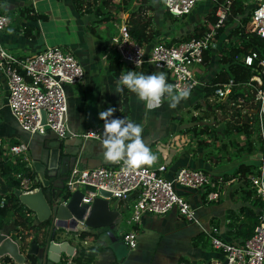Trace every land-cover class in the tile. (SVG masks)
Returning a JSON list of instances; mask_svg holds the SVG:
<instances>
[{"label": "built area", "instance_id": "2783aa9c", "mask_svg": "<svg viewBox=\"0 0 264 264\" xmlns=\"http://www.w3.org/2000/svg\"><path fill=\"white\" fill-rule=\"evenodd\" d=\"M199 1L201 0H159V3L164 12H169L172 18L177 19L194 10ZM210 1V10L214 6L216 15L210 28L197 37L175 42H171L170 34H163L153 41L149 49L131 37L127 24L128 15L123 13L115 23L116 33L111 36V45L116 56L121 59L128 58L130 62L125 64L134 68L147 63L151 68L160 69L171 94L182 95L198 85L203 87L206 83L202 80L205 69L204 53L217 47L221 35H217V31L224 25L234 0ZM241 3L249 11L245 31L256 32L264 41V0H241ZM10 22L7 12L0 13V31ZM241 59L247 65H253L257 60L252 75L245 83L254 97L248 102L243 97H238L236 101L241 106L253 103L246 112L249 115L257 114L259 130L264 135V46L263 54L260 55L256 49H250L241 55ZM0 77L6 86L5 102L0 96V104L7 105L18 125L29 135H43L49 130L60 140L75 137L82 140L103 139L99 126L82 132L69 128L65 87L82 83L85 77L82 62L69 47L48 45L31 54H18L0 46ZM234 84L236 83L232 78L216 84L213 94L219 101L228 99ZM125 123L130 122L125 120ZM105 141L110 145L108 138ZM0 146L11 159L19 157L26 162L30 161L28 142L10 143L7 139L0 138ZM113 151L116 158L112 164L81 167L79 154L75 156L64 178V188L69 194L60 198V203L66 204L71 193L80 190L81 202L91 204L97 196L106 197L101 191L105 189L110 192L108 198L111 201L121 203L119 214L128 211V216L124 218L127 224L134 226L140 223L146 213L160 216L175 211L179 216L199 225L195 206L180 189L202 190L205 192L204 199L214 201L220 197L222 185L228 182L223 181L221 176L214 178L205 169L190 166L178 167L170 179L165 175V162L150 166L124 157L116 149ZM258 158V173L247 175L255 196L262 202L252 234L243 242H235L221 238L217 226H203L205 242L221 251L222 256H213L198 262L179 260L175 264H264V136ZM17 176L20 177V174ZM33 182L34 180L21 175L19 193L36 190L37 186L33 187ZM53 222L59 227L55 220ZM133 226L120 231L121 238L131 249L137 245V229ZM63 227L65 231L77 234L89 229L83 221H77L74 226Z\"/></svg>", "mask_w": 264, "mask_h": 264}, {"label": "crops", "instance_id": "0c3cea01", "mask_svg": "<svg viewBox=\"0 0 264 264\" xmlns=\"http://www.w3.org/2000/svg\"><path fill=\"white\" fill-rule=\"evenodd\" d=\"M24 6H28L36 14H44L46 16L37 19L28 18L26 15L19 13V9ZM0 11H11L12 13H8L11 18L10 24L0 31V46L7 48L9 51L18 54H31L48 45H64L74 51L83 63L85 77L82 83L77 84V87L70 86L69 88L70 101L75 98L73 100L75 104L71 103L70 122L74 124L73 128L77 130L76 128L80 125L75 120L73 110L79 115L78 120L85 118L89 105L92 106L91 101L96 99L103 102L95 125L90 126L85 121V124L78 128L77 132L96 127L101 109L116 102L119 95V82L113 77L108 68V62L113 58V55L116 56L111 45V39L109 38L113 33H110L109 36L105 30L101 29V25H95L96 21L90 19L87 13L76 11L72 0H0ZM51 23L55 24L54 30ZM87 24L88 26L93 25L96 32H91L92 29L90 31ZM55 34H61V36L56 39L54 38ZM163 34L165 33L161 35ZM160 36H157L155 39ZM155 39L151 42H144L145 48L149 49ZM105 67H107V72L103 74L102 71ZM122 76L127 79L129 86L128 117H133L137 122L138 127L135 130L124 129L117 132L113 127L108 134L102 135L103 139L89 138L82 140L80 137H75L60 140L52 131H47L48 133L43 135H29L27 132V135L24 132L19 133L14 128L10 129L5 122L0 124V128L7 132L6 134L0 133V136H3L5 139L14 137L20 141L26 140L28 142L30 149L29 162L31 163L30 167L36 175L35 181H39L40 183L41 181L46 182L45 176L47 175L51 181L56 177L66 176L69 167L74 161V157L78 154L81 167L112 164L116 158L113 149H116L122 156L131 158L138 163L153 166L157 163L165 162L167 164L165 175L170 179L173 178L176 169L180 166L202 168L209 171L213 176L223 177L226 173L233 172L238 164L245 162V154L240 156L234 154L236 148L232 143L233 141H229V139L238 140L237 136L232 138L226 136L225 141H227V146L222 145V147H219L220 142L214 140V137L215 134L223 133L221 130L201 135L202 138H207L202 143L198 139V136L191 134V131H185L183 127L178 128V130L176 128L164 135V131L163 133L161 129L152 126L154 123L152 117L161 114L160 120L162 118H169L171 120L172 113L171 106L167 107L165 111L162 110L163 106L161 102L172 94L170 93L165 98L162 97L165 80L164 74L160 69L151 68L147 63L138 68L128 65L124 67ZM92 77L98 80H94ZM88 82L92 86L97 85V97L94 96L90 100L87 98L90 94ZM5 90L6 86L0 77V91H4L5 93ZM201 93H203V87H201ZM1 99L5 102L4 94ZM3 107H7V105L0 104V110ZM153 112H156L155 115H153ZM129 124L125 123V125ZM106 138L110 141V145H107ZM163 138L165 139L163 140ZM161 140L163 143H161ZM168 145L169 147H167ZM238 177L239 174L237 176L229 174V179L226 180L228 182L224 183L222 187L224 185L232 186L231 182L237 181ZM46 189L48 194H53L51 186ZM6 191H9V189ZM201 193L202 190H196L195 192L186 194L187 198L196 208V214L200 221L199 225L193 221L183 218L179 219L176 217L178 214L175 211H170L171 213L169 212L167 215L169 217H163V223H158L156 227L153 220L157 216L146 213L140 223L131 226L137 229V234L140 229H144V232L145 229H156L159 233L155 235L154 240H152V233L146 239L139 237L136 247L133 249L127 247V251L121 259L117 258L115 252L110 248V240L101 235L100 231L98 235L97 232H92L90 228L83 230V232H89L94 234L95 237L104 239V243L97 244L93 243L95 238L81 239L79 234L75 232L65 231L64 233H68V236L65 237H62L63 234L60 233L61 238L57 241L67 240L73 245L71 250L73 255L65 256L64 252L61 253V255L65 256L64 264H67L70 260L74 262L73 256L76 254L79 245H83L86 248L102 246L95 254L91 264H112L116 261L118 264H140L139 262L141 261L145 264H175L181 257L185 260L198 262L202 259L217 256L213 254L216 251L207 246L208 244L205 242L202 234V227L215 225L219 229L218 235L221 238L238 242L239 239L228 232L229 229L235 230L236 227L232 224V219L226 216L229 204L222 211L219 210L220 207L213 209L204 207V204L215 203L221 205L223 202L229 203V200L223 198L218 202L220 197L214 201H207L204 198L202 200L200 198ZM221 194L222 189L220 196ZM112 203L114 207H119L121 211V203L119 201L112 200ZM240 218L243 219V215H240ZM239 220H236V222ZM125 224L116 223L118 230L115 233L118 236H120V231L130 228L128 224L125 227ZM3 232L11 236V232ZM147 241H151L154 248L156 246L159 247V254H152L151 258L147 260H139L141 258L138 246ZM202 247L205 249H202ZM42 248L43 244L41 243L37 254L40 264H42ZM151 248L152 246H148L146 249ZM26 251L23 253H26ZM27 263L30 264L28 259ZM45 264L56 263H53L48 257Z\"/></svg>", "mask_w": 264, "mask_h": 264}, {"label": "trees", "instance_id": "16d2710c", "mask_svg": "<svg viewBox=\"0 0 264 264\" xmlns=\"http://www.w3.org/2000/svg\"><path fill=\"white\" fill-rule=\"evenodd\" d=\"M72 3L78 12H93L97 16L104 15L105 17H109V14L111 13L107 9L108 6L113 5L118 10L122 8V1L110 4L111 0H72ZM141 6L142 3H140L136 9L128 11L127 24L131 37L140 44H144V42H149L155 39L158 33L151 31L150 27L147 26L144 14L138 11V8ZM148 6L152 7V4L148 3ZM126 8L128 7L126 6ZM214 9L215 7L213 6V9L206 13L205 19L197 22L191 31L180 35V37H172L171 42L201 35L202 32L210 28L212 23L215 21L216 15ZM0 13L2 12L0 11ZM8 13H11V11H8ZM19 13L24 14L31 19L46 16L44 14L34 13L28 6L21 7L19 9ZM167 13L171 15L169 12ZM248 14L249 11L243 6L241 0H234L231 6V12L225 19L224 25L217 31V35H220L225 31L228 23L232 21L237 22L235 27L229 31V34L235 36L236 39L222 48V54L219 60L220 68L203 86L204 96H209L214 92L216 84L225 82L229 78L233 79L236 84L233 85L228 99L219 101L217 106L220 108H225L228 105V100L235 102L238 97H243L246 102H248L254 97L253 92L250 91L249 86L245 83L252 75L254 71L253 67L256 66L257 60L253 62V65H247L242 61L241 55L248 52L250 49H256L260 55L263 54L264 41L256 32L245 31V24L249 18ZM88 28H90V31L92 29L91 32H96L93 25H89ZM211 51L212 50L208 49L204 53L205 68L210 63ZM124 67L125 62L118 56H113V58L108 62V68L111 74L119 82V95L116 102L101 109L97 126H99L102 135L108 134L114 127L115 123L125 121L129 116V86L127 79L122 76ZM169 95L170 89L165 84L162 97L165 98ZM235 114L240 115L239 108L235 110ZM246 120H251V123ZM229 126L230 127L227 128H230L233 132L236 131L237 133H246V142L244 145H239L233 140L232 143L236 148V153L238 154L242 152V149L246 148V152L251 154L254 149L253 144L247 140L251 139L253 133H256L259 130V120L257 114L252 113V115L247 117L243 122H239L238 119H234L232 123H229ZM0 138L5 139L4 137ZM7 140L10 143H17L20 141L14 137H10ZM259 142L262 144V138ZM18 173L20 174V177L21 175H25L32 179V181L34 180L33 187L41 185L39 181H35V172L26 161L19 157L11 159L9 155L5 154L0 146V179L11 188L10 191H0V230L9 233L10 229H8V227L11 226V229L14 230L13 233L11 232V236L18 242L20 250L24 252L30 247L32 242H36L38 245L41 243L44 245L49 240L60 239V233H62L65 229L63 226L56 227L51 217L39 220L35 212L20 201V177L17 176ZM252 173H258V166L249 162H241L235 167L233 172L226 173L223 176V181H226L229 179V174H232V176H237L239 174L238 181L241 182L239 189L242 190L245 196L243 203L238 207L237 211H235L238 220H240L232 223L236 227L235 230H228L230 234L239 239L238 242H243L252 234L253 228L258 221L259 211H257V209L262 205L260 199L255 196V193L250 186L249 179L247 178V175ZM213 177L216 178L218 176ZM57 190L58 189L55 188V194ZM44 192L46 193L48 201L51 202L53 200L51 193L48 194L46 188H44ZM68 194V191L63 187L60 191V197L65 198ZM204 195L205 192H202L200 197L202 200ZM240 215H243V219L239 218ZM79 236L81 239L96 238L94 234L83 231L80 232ZM100 248H102V246H91L86 248L83 245H79L76 254L73 256L74 263L91 264L95 254ZM26 258L30 264H40L36 254H26ZM180 260L185 259L181 257ZM9 262L17 264L14 263L8 255L0 257V264H8ZM64 263V260L59 262V264ZM112 264H118V262L116 261Z\"/></svg>", "mask_w": 264, "mask_h": 264}, {"label": "rangeland", "instance_id": "374dc122", "mask_svg": "<svg viewBox=\"0 0 264 264\" xmlns=\"http://www.w3.org/2000/svg\"><path fill=\"white\" fill-rule=\"evenodd\" d=\"M119 1H122V4H121L122 8L120 10L116 9L115 6H113V5L108 6L107 9L111 12L109 14V17H105L104 15L97 16L93 12L87 13V15L90 17V19H94L96 21L95 25L96 26L101 25V29L105 30L109 34V36H110V33L111 34L113 33L112 35H114L116 33L117 29H116L115 23L118 22V19L120 18V16L123 13L128 15V11L136 9V7L140 3H142V6L138 8L139 9L138 11H140L141 13L144 14V17L146 18V21H147V26L150 27V30L157 32L158 33L157 36H160L162 33L170 34L171 38L172 37H180V35L186 34L187 32L191 31L197 22H200V21L205 19V15L207 12L210 11L211 5H212L210 0H201L197 4V6L194 8V10H192L189 14L185 15L182 18L175 19V18H172L171 15H169L167 12L163 11V9L160 6L159 0H111L110 4H114V3H117ZM148 3H151L152 7L151 6L149 7ZM123 5H124V7H123ZM126 6L128 8H126ZM7 13H8V11H7ZM10 14H12V13H10ZM110 16H112V17H110ZM54 23H51L53 30L55 29ZM236 24H237L236 21H232V22L228 23L226 25L225 31L219 36L217 47L212 49V51H211L210 63L208 66H206V68L203 72L202 80L207 82L208 80H210L215 75L216 71L219 70V68H220L219 60H220V57L222 54V48L224 46L228 45L234 39H236L235 36L229 34V31L233 27H235ZM60 36H61V34L60 35L55 34L54 38L57 39ZM111 36L109 37L110 39H111ZM151 41H149V42H151ZM58 44H61V43H58ZM115 53H116V51H115ZM125 66H128V65L125 64ZM130 68H128V69H130ZM106 72H107V67L104 68L102 73L104 74ZM86 76H87V73H86ZM92 78L94 80H98L95 77H92ZM70 86L77 87V84L76 85L75 84H69V85H66V87H65L66 94H67V102H68V125H69V128L73 131H77L78 128L82 127L83 124H85V121L87 122L88 125L94 126L96 121H97V118L99 115V110H100V107H101L103 101H97L96 99H93L91 101L92 106L89 105V108L86 111L87 112L86 117L81 118L79 120L77 119L79 117V115L75 112V110H73V113L75 115V120L80 125L79 127L76 128L77 130H75L73 128L74 124L70 122L71 118L69 117V113L71 112V103L75 104V101H73V100H75V98H73L70 101V97H69ZM88 87L90 88L89 89L90 94L87 96L88 100H90V98H94V96L97 97V91H96L97 85L92 86L88 82ZM201 87H202L201 85H198L194 89L189 91L188 93H185L182 95L172 94V95H170V97L163 100V102H161L162 106H163V109H162L163 111H165L166 108L169 106L172 107V109H171L172 113H171V117H170L171 120L169 118L168 119L162 118L160 120V115H161L160 114V115H157L156 117H152V120L154 121L152 126L154 128L161 129L162 132L164 131L165 132V133L163 132L164 135H166L169 131L175 130L176 128L178 130V128L183 127L185 129V131H191V134L198 136V139L202 143H204L205 139H207V138H202L201 135H203L204 133L209 134L211 131L221 130V131H223V133L215 134V137H214V140H216V141L218 140V142H220L219 147H222V145L227 146L226 145L227 141H225L226 136H230L229 138L237 136L238 140H234V141H236V143H238L239 145H244V143L246 142V133L245 132L237 133L236 131L233 132V130H230V128H227V127H230L229 123H232V121L234 119H238L239 122H243L247 117H250L251 115H249L246 112V109L250 108V106H252L253 103H249L248 106L246 104L241 106V105H238V103L236 101L233 102V101L228 100V105L225 108H220L217 106L219 104L218 97L215 96L213 93L210 94L209 96H204V94L201 93ZM100 88H101V85H100ZM3 94H4V91H0V96H2ZM72 95L74 96L73 93H72ZM225 100H227V99H225ZM237 108L240 109V115L235 114V110ZM0 111H1L0 124L5 122V123H7L8 127L10 129L14 128L19 133L24 132L28 135L27 132H25L22 128H20V126L18 125L14 116L9 111L8 107H3V108H1ZM155 113L156 112H153V115H155ZM127 119L130 120L129 125H125L124 121H119L114 125V128L117 132L120 130H124V129L125 130H128V129L135 130L138 127L137 122L133 119V117H131V118L128 117ZM246 121H249V123H251V120H246ZM48 132H51V131L48 130ZM48 132H46V133H48ZM0 133L6 134L7 132L3 131V129L0 128ZM36 134L38 135V133H36ZM36 134H34V135H36ZM39 135H41V134H39ZM263 136L264 135L260 133V130H258L256 133H253V135L251 136V139L247 140L253 144V148H254L250 155H248L249 153L246 152V148L242 149V152H240L238 154L235 151L234 154H236L237 156L245 154V156H244L245 162L253 163V164L258 166L260 164V160L258 157H259L260 150L262 147L261 146L262 144H260L259 141ZM0 137H3V136H0ZM164 139L165 138H163V140ZM22 140H24V139H22ZM24 141H26V140H24ZM223 141H225V142H223ZM229 141L232 142L233 140L229 139ZM52 142H53V139H52ZM161 143H163L162 140H161ZM160 146H162V144H160ZM29 163L30 162L27 161V164H29ZM29 166H31V163L29 164ZM240 183L241 182L237 180L235 182H231L232 186L224 185L222 187V194H221L219 200L218 199L217 200L219 202L221 199L226 198V200H229V203L223 202V203H221V205H217L215 203H210V204H204V207L209 208V209L220 207L219 210L222 211L229 204V207L226 210V216H228L232 219V223H235L236 220H238L237 214L235 213V211H237L238 207L243 203L244 197H245L242 190L239 189ZM174 185L176 188H178V185L176 183H174ZM8 189H9V191L11 190V188L9 186H7V184L0 179V191L6 192V190H8ZM180 190L182 192H184L185 194H187L189 192H195L196 191V190H191L190 188L180 189ZM168 214H169V212L166 214L157 216L153 220V223L156 224V227H157L158 223H163V221H162L163 217H169V216H167ZM126 216H128V211H124L121 214H119L116 218V223L122 224V225L125 224L126 222H125L124 218ZM176 217L179 219H182V218L185 219L183 216H179V215ZM116 223H114V232H116L118 230ZM131 225L128 224V227H131ZM134 225H136V224H134ZM125 227H127V223L125 224ZM11 228H12L11 226L8 227V229H10V232L13 233L14 230H12ZM140 228H141V226H140ZM90 229L92 230V232H97L98 235L100 233L101 235L105 236L106 239L110 238L109 235L107 234V230L105 227H95V228H90ZM218 231H219V229H218ZM64 232H65V230H63V232H62V234H63L62 237L68 236V233H64ZM157 233H159V232L156 229H153V230H149V229L146 230L145 229V232H144V229H140L138 231L136 239L138 240L139 237H141L142 239H146L151 234L153 236L152 240H154V238L156 237L155 235ZM147 242L146 243L144 242L142 245L138 246L139 256L141 258L139 260H147V259L151 258L152 254H155V255L159 254V247L156 246V248H154L151 241H147ZM93 243L94 244L95 243L96 244L97 243H104V239H102L101 237H96L95 240L93 241ZM148 246H152V248H151L152 250L146 249ZM207 246L212 248V246L210 244H208ZM202 249H205V248L202 247ZM212 249H214V248H212ZM214 250L216 251L215 253H213L214 255H217V257L222 256L221 251H219L217 249H214ZM209 254H211V253H209ZM139 263L145 264L143 261H141Z\"/></svg>", "mask_w": 264, "mask_h": 264}, {"label": "water", "instance_id": "95a60500", "mask_svg": "<svg viewBox=\"0 0 264 264\" xmlns=\"http://www.w3.org/2000/svg\"><path fill=\"white\" fill-rule=\"evenodd\" d=\"M125 63H129L128 58L122 59ZM45 121V112L43 111L42 122ZM64 177H56L52 181L49 176H45V181H41V185L32 192L19 193V199L27 207L32 209L39 220L51 217L59 226H74L77 221H83L89 228L106 227L109 235L110 248L115 252L118 259H121L127 251V245L123 239L114 232V223L120 210L113 206L111 199L108 198L110 192L101 189L106 197H95L91 204L81 202L82 192L75 190L71 193L67 203H60V191L64 187ZM51 186L53 191V200L48 201L44 188ZM55 188L58 190L54 193ZM260 210L258 207L257 211ZM73 245L67 240H49L42 248V264H45L49 257L53 263L59 264L65 259V256L71 255ZM39 245L32 242L26 253L20 250L18 242L9 234L0 230V257L8 255L14 263L28 264L26 254H38ZM66 251V252H65ZM66 255L63 256L61 253ZM12 264V263H8ZM67 264H74L71 260Z\"/></svg>", "mask_w": 264, "mask_h": 264}]
</instances>
